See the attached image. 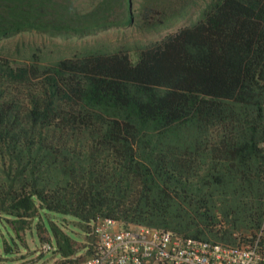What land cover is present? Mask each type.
Here are the masks:
<instances>
[{"label":"trees","instance_id":"trees-1","mask_svg":"<svg viewBox=\"0 0 264 264\" xmlns=\"http://www.w3.org/2000/svg\"><path fill=\"white\" fill-rule=\"evenodd\" d=\"M192 1L141 0L135 10L132 0H96L81 10L75 0H0V40L156 30ZM37 208L74 218L87 242L98 216L223 243L257 231L264 0H207L190 25L136 54L0 59V227L11 222L20 237ZM49 222L59 260L74 255L64 226Z\"/></svg>","mask_w":264,"mask_h":264},{"label":"rangeland","instance_id":"rangeland-1","mask_svg":"<svg viewBox=\"0 0 264 264\" xmlns=\"http://www.w3.org/2000/svg\"><path fill=\"white\" fill-rule=\"evenodd\" d=\"M95 1L75 0V4L83 10L88 9ZM206 2L207 0H193L183 16L151 31L133 24L127 27L108 28L81 38L49 35L36 31L21 32L0 40V59L10 61L14 65L30 64L35 61L49 65L59 59L80 57L92 49L104 52L126 50L136 54L140 49L162 42L181 27L190 25L198 18ZM140 3L141 0H132L135 10L139 8ZM38 210L35 209L29 227L24 231L21 230L23 233L20 237L10 229L11 222L5 221L0 227V264H53L59 260L60 256L54 252L55 245L50 233L51 219L62 224L65 232L76 242L74 255L86 254L87 250L92 248L94 244L92 229L90 231L92 239L87 242L85 232L73 222L74 218L63 219L44 210L40 212ZM38 227L44 228L45 231H38ZM235 233L243 236L244 233H253V231L242 230ZM45 242L51 245V249L43 252L41 247ZM6 246L10 249H6Z\"/></svg>","mask_w":264,"mask_h":264},{"label":"built area","instance_id":"built-area-1","mask_svg":"<svg viewBox=\"0 0 264 264\" xmlns=\"http://www.w3.org/2000/svg\"><path fill=\"white\" fill-rule=\"evenodd\" d=\"M89 253L53 264H264V223L253 233H235V243L204 240L143 225L125 227L111 217L92 224ZM43 252L51 249L42 244Z\"/></svg>","mask_w":264,"mask_h":264}]
</instances>
